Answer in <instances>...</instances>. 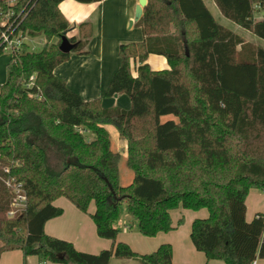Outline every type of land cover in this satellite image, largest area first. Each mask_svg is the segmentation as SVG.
<instances>
[{
	"label": "trees",
	"instance_id": "1",
	"mask_svg": "<svg viewBox=\"0 0 264 264\" xmlns=\"http://www.w3.org/2000/svg\"><path fill=\"white\" fill-rule=\"evenodd\" d=\"M61 1L0 0V32L10 26L11 35L47 41L39 51L10 53L0 84V162L13 161L9 174L27 195L24 213L8 218L9 194L0 181V253L20 249L61 264H109L112 256L173 264L168 242L139 253L117 240L124 201L144 236L177 228L183 217L174 225L173 209L205 208L208 215L191 221L189 236L207 260L264 258V215L245 217L249 189H264V49L220 24L203 0H146L137 21L143 39L119 45L120 63L105 91L126 94L130 107H104L53 73L70 56L58 47L69 28ZM214 2L224 17L264 39V19L253 16L264 0ZM87 39L71 36L72 51L87 53ZM149 54L164 56L169 68L151 69ZM131 59L138 60L136 76ZM169 114L174 118L161 120ZM107 125L126 142L125 166L133 174L127 185L120 183V154ZM42 139L64 159L60 169L50 167ZM60 197L85 213L93 203L96 233L111 246L89 253L47 234L45 222L62 213L53 203Z\"/></svg>",
	"mask_w": 264,
	"mask_h": 264
},
{
	"label": "crops",
	"instance_id": "2",
	"mask_svg": "<svg viewBox=\"0 0 264 264\" xmlns=\"http://www.w3.org/2000/svg\"><path fill=\"white\" fill-rule=\"evenodd\" d=\"M203 1L220 24L240 35L245 41L264 49V39L224 17L214 0ZM138 2L139 0H98L84 3L77 0H62L59 3V9L69 23L67 36H75L76 39H81L82 33L88 35L87 44L84 48L87 53L81 54L71 51L69 59L57 65L53 73L65 80L67 86L77 92L83 99L99 98L101 105L104 107L119 106L124 109L130 107V99L126 94H115L106 97L105 91L120 63L119 45L128 42H139L143 39L142 29L137 25L138 20H135V9ZM253 16L256 20L264 19V7L255 5ZM38 36L45 41L43 35ZM146 61L153 70L169 68L166 58L162 55L149 54ZM7 62L8 60L5 63V73ZM130 65L134 68L133 76H136L138 60L131 59ZM67 201L71 203L63 198H57L53 202L56 206L62 208V213L47 220L44 224V231L49 235L71 241L81 251L97 253L102 249L109 248L112 243L111 240L97 235L95 224L90 217L89 213L94 210L93 203L89 205L88 213H85ZM245 204L247 221H250L256 213L264 215L263 190L250 188ZM172 214L171 211V219L175 225ZM183 214H187L188 223L191 224L194 218L206 217L208 212L205 208L197 211L179 209L176 220ZM128 222L130 221L128 220ZM189 231L190 227L187 228L186 224L179 225L174 230L157 233L155 236L150 237L151 239H146L145 242L142 241L141 245L134 243V238L137 237L135 234H125L123 236L120 233V235H117V240L128 243L134 251L139 253H149L155 250L159 244L168 242L172 246L173 264H225L222 260H207L202 252L196 250L191 242ZM122 260L125 262L131 260L141 264L136 259ZM39 263L41 264L40 260L37 264ZM46 264L61 263L46 262ZM253 264H264V258L257 257Z\"/></svg>",
	"mask_w": 264,
	"mask_h": 264
},
{
	"label": "rangeland",
	"instance_id": "3",
	"mask_svg": "<svg viewBox=\"0 0 264 264\" xmlns=\"http://www.w3.org/2000/svg\"><path fill=\"white\" fill-rule=\"evenodd\" d=\"M26 45L29 46V48L33 47L34 51H39L44 47L45 41L43 40L42 37L35 36V38H32V39L30 38V39L26 40ZM9 56H10V52L6 49H3L2 53L0 54V83L2 81H5V75H6L5 63L9 59ZM130 68H131V72L133 74L134 73L133 66L130 65ZM29 81H30V79H29ZM169 118H174V116L171 114L164 115L161 117V120L164 121V120L169 119ZM106 129L108 130V133H109L112 149L119 152V154H120V159H119V163H118L120 183H121V185H127L128 183L131 182L133 174L125 166L126 142L119 135V133L117 132L115 127H113L111 125H107ZM86 134H89V133H86ZM40 142L45 147V149L47 151V160H48L50 167L54 170L60 169L64 163V159L62 158V156L55 150V148L52 146V144L47 139H42V140H40ZM10 164H13V161L10 160L8 165H10ZM5 165H3L2 162H0V168L5 166ZM2 176H3V174H0V181H2L1 180ZM8 194H9V200H10V192L9 191H8ZM60 198H63L64 200H66L64 197H60ZM69 204H71V203H69ZM26 206H27V204H26ZM8 208H9V205H8ZM25 209H26V207H25ZM179 209H182V208L179 207ZM179 209L176 208V209L171 210L173 212L172 215H173V219H174L173 221H175V224L177 223L176 219H177V216L179 215ZM23 213L24 212L20 213L17 216H21ZM119 214H120V218L117 222V226L119 228V232H118L119 235H120V233L123 236L125 234H132V235L135 234L137 237L134 238V243H136L137 245H141L142 241H144L146 239H151L150 237L142 235L138 231V229L136 227V223L133 221L132 217L127 212V206H126V203L124 201H122L119 205ZM6 215H7V212H6ZM17 216H14L11 218H15ZM180 216L183 217V221L180 225L183 226L186 224L187 228L190 227L189 226L190 223H188L189 218H188L187 214L186 215L183 214ZM8 218H10V217H8ZM128 220H130V221L132 220V223H131L132 226L131 227H129V225H128ZM1 246H2V241L0 239V247ZM38 260H39V258L36 257L35 255H26L20 249L3 251L0 253V264H37ZM109 261H111L110 264H138L137 262L131 261V260L125 262L124 260H122V258H117L115 256H112ZM46 262L47 261H41V264H46Z\"/></svg>",
	"mask_w": 264,
	"mask_h": 264
},
{
	"label": "built area",
	"instance_id": "4",
	"mask_svg": "<svg viewBox=\"0 0 264 264\" xmlns=\"http://www.w3.org/2000/svg\"><path fill=\"white\" fill-rule=\"evenodd\" d=\"M11 33L10 26L0 32V40L2 41L3 49H6L10 53L14 54L21 52L23 49L33 50V47L29 48V46L26 45V40L30 39L31 37L21 35L20 33L11 35ZM46 42L47 41L45 38V43ZM33 78L34 76L31 75L28 85L32 84ZM2 171L5 175L1 177V180L7 190L10 192L7 216L11 218L24 212L27 204V195L23 184L9 174V168L7 166H3Z\"/></svg>",
	"mask_w": 264,
	"mask_h": 264
},
{
	"label": "water",
	"instance_id": "5",
	"mask_svg": "<svg viewBox=\"0 0 264 264\" xmlns=\"http://www.w3.org/2000/svg\"><path fill=\"white\" fill-rule=\"evenodd\" d=\"M146 4V0H139L138 5L135 9V20H138L142 15V9ZM68 29L63 32L60 36L59 50L64 53H69L75 47V43L70 41V37L67 36Z\"/></svg>",
	"mask_w": 264,
	"mask_h": 264
}]
</instances>
